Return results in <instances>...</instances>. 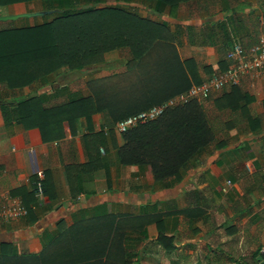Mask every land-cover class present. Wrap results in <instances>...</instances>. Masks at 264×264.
<instances>
[{"label": "crops", "instance_id": "obj_1", "mask_svg": "<svg viewBox=\"0 0 264 264\" xmlns=\"http://www.w3.org/2000/svg\"><path fill=\"white\" fill-rule=\"evenodd\" d=\"M35 2L42 6L39 0L22 1L1 5L0 11L28 13L20 10ZM150 4V14L174 24L172 32L180 21L178 56L192 60L202 79L222 70L219 62L228 63L232 42L250 48L264 33V0H189L172 12L168 5L158 12ZM120 54L104 51L77 70H54L45 82L35 79L13 89L0 84V100L33 99L21 121L6 124L0 110V192L20 197L28 209L0 227V264H106L110 248L116 263V253L133 248L131 242L138 255L142 244H160L158 218L176 246L228 247L227 253L242 260L238 250L251 240L255 256L264 260V74L200 102L215 140L179 178L156 184L149 166L120 162L123 135L94 93L102 79L125 69V63L115 68ZM80 70L81 80H60ZM226 179L234 189L223 194L219 188ZM223 225L226 236L217 243Z\"/></svg>", "mask_w": 264, "mask_h": 264}, {"label": "trees", "instance_id": "obj_2", "mask_svg": "<svg viewBox=\"0 0 264 264\" xmlns=\"http://www.w3.org/2000/svg\"><path fill=\"white\" fill-rule=\"evenodd\" d=\"M22 1L34 0H0V6ZM39 1L43 10H52L54 16L28 27L34 32L26 38L21 49L17 48L19 40L9 28L0 30V84L8 88L20 87L35 79L45 82L54 70L78 69L97 61L102 52L118 49L125 55V69L102 79L94 89L100 97L101 110L116 125L121 119L161 104L216 73L211 72L202 79L193 69L192 60L180 59L174 42L180 21L175 20V32H172L165 21L140 16L132 4L149 1L155 3L154 9L158 12L166 5L172 12L179 3L189 0H113L115 5L104 6L106 0ZM37 27L44 31L35 32ZM219 65L223 71L229 62L222 61ZM237 87H231L232 91ZM233 94L230 96H237ZM230 96L224 95L226 101L235 102ZM32 101L31 98L11 102L1 99L4 122L23 120L24 111L30 110L27 107ZM203 109L196 100L178 104L166 109L156 120L122 133L124 144L117 149L120 162L149 166L156 184L179 178L186 164L215 140L213 123ZM163 222L160 218L156 220L157 240L171 251L173 236H167L161 229ZM135 247L120 249L116 253V263L113 248H110L105 254V263L119 264L118 255L121 254V264H132L133 257L138 255ZM255 255L256 252L250 255L247 264L264 263Z\"/></svg>", "mask_w": 264, "mask_h": 264}, {"label": "built area", "instance_id": "obj_3", "mask_svg": "<svg viewBox=\"0 0 264 264\" xmlns=\"http://www.w3.org/2000/svg\"><path fill=\"white\" fill-rule=\"evenodd\" d=\"M226 59L229 65L225 70L214 73L202 83L192 84L186 91L161 104L153 105L121 119L116 124L117 131L121 134L125 133L138 125L156 120L170 107L192 100L202 102L215 93L241 86L243 83H248V79L264 74V33L250 48H244L238 41L232 42L227 50ZM233 189L234 183L230 179H226L219 188L223 194H228ZM27 214L28 209L21 198L13 196L10 191L0 192V227Z\"/></svg>", "mask_w": 264, "mask_h": 264}, {"label": "rangeland", "instance_id": "obj_4", "mask_svg": "<svg viewBox=\"0 0 264 264\" xmlns=\"http://www.w3.org/2000/svg\"><path fill=\"white\" fill-rule=\"evenodd\" d=\"M105 2L106 3H103L102 6L115 5V3H113V0H106ZM150 3L151 2L149 1L143 2L142 4L135 3L136 4L135 7H137L138 10L140 11L138 12L136 9V12H138L139 15L142 17H144L145 16L144 14H146L152 20L160 22L161 20L159 17H157L154 14H150L151 13ZM117 4H120V3H117ZM28 6L30 8L24 7L20 11L26 10L28 13L34 12L36 10L52 11V10H45V9L43 10L44 8L43 5L40 6V3H36V2ZM29 10H33V11H29ZM7 11H8L7 9L1 8L0 30L7 29V28L10 29V32L19 40L18 46H17L18 49H21L23 47V43L25 42L26 38L30 37L32 35L31 33L34 32L32 28H28L30 27L29 24L33 23L34 25V24L42 23L45 20L51 19L54 16L51 13V14H45L42 16H33V17L24 16V17H20L17 19H5L4 18L5 15H8V14H5L7 13ZM179 16H182V14ZM172 24L173 23H169L168 26L169 28L172 27L173 29L174 24L173 25ZM11 26H13V28H11ZM36 29L38 30H36L35 32L44 31V30L39 29V27H37ZM120 57L122 58V63L118 64V66L115 67L116 70H118L119 65H122L123 67L125 63V55L121 53ZM112 69L113 68L109 66V68L107 69L108 70L107 73L112 72ZM81 71L82 70H80L79 73H75L74 75H72V77L63 75V77L60 78V80L61 81L63 80L66 81L67 79L75 80V81L81 80L80 78L83 73ZM224 225L221 227L222 228L221 230L222 234H220L221 238L219 236L216 238L217 243L222 241V239H225L226 232H225V229L223 228ZM131 243H132L131 246H135L134 245L135 243L133 242ZM178 244L182 246H176L173 244V241H172L171 245L173 246V249H171V251H167L161 242L160 244L159 242H150V241L146 242L145 244H142V246L139 247L138 261L135 262V264H247V263H250V255L254 252V250L252 249V247L254 246L252 245L251 240H247V241L244 240L241 249L238 250L241 256L244 257V260H238V259H234L233 257H229L227 253V251L229 250L228 247H221L223 249H218L220 248V246L214 245L216 247H213L212 251H207V249H205L202 243L198 244V246H195V248L193 249L190 247H185L183 244H180V243ZM217 249L219 250V253L216 251ZM222 252H224L223 256L221 255ZM237 252H235V254L239 255Z\"/></svg>", "mask_w": 264, "mask_h": 264}, {"label": "water", "instance_id": "obj_5", "mask_svg": "<svg viewBox=\"0 0 264 264\" xmlns=\"http://www.w3.org/2000/svg\"><path fill=\"white\" fill-rule=\"evenodd\" d=\"M50 13H52V11H34V12H29V13L8 14V15H5L4 18L5 19H17V18L24 17V16H27V17L42 16V15L50 14Z\"/></svg>", "mask_w": 264, "mask_h": 264}]
</instances>
